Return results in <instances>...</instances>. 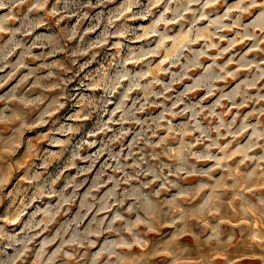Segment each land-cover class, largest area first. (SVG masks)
<instances>
[{
  "label": "rangeland",
  "instance_id": "rangeland-1",
  "mask_svg": "<svg viewBox=\"0 0 264 264\" xmlns=\"http://www.w3.org/2000/svg\"><path fill=\"white\" fill-rule=\"evenodd\" d=\"M0 264H264V0H0Z\"/></svg>",
  "mask_w": 264,
  "mask_h": 264
}]
</instances>
